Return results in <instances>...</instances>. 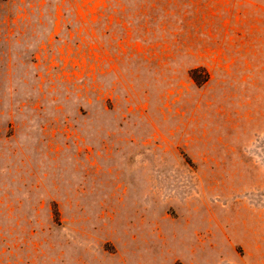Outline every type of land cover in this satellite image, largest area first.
Segmentation results:
<instances>
[{
    "label": "rangeland",
    "instance_id": "rangeland-1",
    "mask_svg": "<svg viewBox=\"0 0 264 264\" xmlns=\"http://www.w3.org/2000/svg\"><path fill=\"white\" fill-rule=\"evenodd\" d=\"M261 38L264 0H0V264L230 261Z\"/></svg>",
    "mask_w": 264,
    "mask_h": 264
},
{
    "label": "crops",
    "instance_id": "crops-1",
    "mask_svg": "<svg viewBox=\"0 0 264 264\" xmlns=\"http://www.w3.org/2000/svg\"><path fill=\"white\" fill-rule=\"evenodd\" d=\"M245 113L251 126H264V38L255 42L252 58L246 65ZM254 192H246V197L244 193L241 195L247 206L242 202L240 207L253 210V216L245 217V232L235 234L230 244L231 260L220 264H264V186L256 188Z\"/></svg>",
    "mask_w": 264,
    "mask_h": 264
},
{
    "label": "trees",
    "instance_id": "trees-1",
    "mask_svg": "<svg viewBox=\"0 0 264 264\" xmlns=\"http://www.w3.org/2000/svg\"><path fill=\"white\" fill-rule=\"evenodd\" d=\"M114 4L116 3V0H111ZM131 1H138L139 2V0H131ZM141 1V0H140Z\"/></svg>",
    "mask_w": 264,
    "mask_h": 264
}]
</instances>
